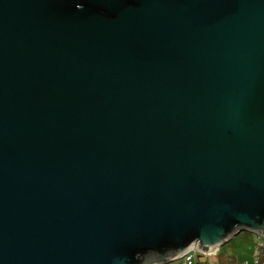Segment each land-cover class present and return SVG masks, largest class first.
Returning <instances> with one entry per match:
<instances>
[{
    "label": "water",
    "instance_id": "obj_1",
    "mask_svg": "<svg viewBox=\"0 0 264 264\" xmlns=\"http://www.w3.org/2000/svg\"><path fill=\"white\" fill-rule=\"evenodd\" d=\"M241 231L264 236V0H0V264Z\"/></svg>",
    "mask_w": 264,
    "mask_h": 264
},
{
    "label": "rangeland",
    "instance_id": "obj_2",
    "mask_svg": "<svg viewBox=\"0 0 264 264\" xmlns=\"http://www.w3.org/2000/svg\"><path fill=\"white\" fill-rule=\"evenodd\" d=\"M247 233L248 232L246 231L245 232L241 231L227 245L218 248L215 251L209 253H201V252L196 253L194 262L202 260L204 264H220L218 257L224 249H227L230 252H233V256L231 258V264H243L244 260L247 264L248 261H250V259L253 257L255 250V247L251 246L253 242V238ZM248 244L250 247H248ZM179 260L180 259H175L165 264H178Z\"/></svg>",
    "mask_w": 264,
    "mask_h": 264
},
{
    "label": "trees",
    "instance_id": "obj_3",
    "mask_svg": "<svg viewBox=\"0 0 264 264\" xmlns=\"http://www.w3.org/2000/svg\"><path fill=\"white\" fill-rule=\"evenodd\" d=\"M243 232H245V231H243ZM246 232H248V231H246ZM239 233H240V232H239ZM239 233H238V234H239ZM247 234L250 235V236L253 238V242H252L251 246H254V247H255L253 257L250 259V261H248L247 264H264V255H262V256H258V255L264 253V240H263L264 236L260 237V236H258V235H256V234L251 233V232H248ZM236 235H237V234H236ZM236 235L232 236V237H231V238H230L225 244H223L221 247L227 245V244H228V243H229V242H230V241H231ZM221 247H220V248H221ZM248 247H250L249 244H248ZM196 253H199V252H197V251H192L191 254H190V255H191V262H192V264H204V262H202V261H196V262H194V261H195ZM223 254H225V255H227V254H232V255H233V252H230L229 250L224 249V250L220 253V255H223ZM179 259H180V260H179L178 264H183L184 261H182V258H179ZM164 264H165V263H164ZM243 264H246L245 260H244Z\"/></svg>",
    "mask_w": 264,
    "mask_h": 264
},
{
    "label": "crops",
    "instance_id": "obj_4",
    "mask_svg": "<svg viewBox=\"0 0 264 264\" xmlns=\"http://www.w3.org/2000/svg\"><path fill=\"white\" fill-rule=\"evenodd\" d=\"M232 254H223V255H219V262L220 264H231V258H232ZM202 261V260H201Z\"/></svg>",
    "mask_w": 264,
    "mask_h": 264
},
{
    "label": "built area",
    "instance_id": "obj_5",
    "mask_svg": "<svg viewBox=\"0 0 264 264\" xmlns=\"http://www.w3.org/2000/svg\"><path fill=\"white\" fill-rule=\"evenodd\" d=\"M191 252L188 253V254H186L185 256H183V258H182V261H184L183 264H192V262H191V255H190Z\"/></svg>",
    "mask_w": 264,
    "mask_h": 264
},
{
    "label": "flooded vegetation",
    "instance_id": "obj_6",
    "mask_svg": "<svg viewBox=\"0 0 264 264\" xmlns=\"http://www.w3.org/2000/svg\"><path fill=\"white\" fill-rule=\"evenodd\" d=\"M263 240H264V238H263ZM262 255H264V253L260 254V256H262Z\"/></svg>",
    "mask_w": 264,
    "mask_h": 264
}]
</instances>
